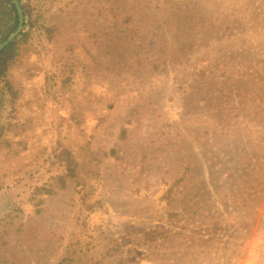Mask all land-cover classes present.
I'll use <instances>...</instances> for the list:
<instances>
[{
    "label": "rangeland",
    "instance_id": "obj_1",
    "mask_svg": "<svg viewBox=\"0 0 264 264\" xmlns=\"http://www.w3.org/2000/svg\"><path fill=\"white\" fill-rule=\"evenodd\" d=\"M47 4L0 84V264H264V0Z\"/></svg>",
    "mask_w": 264,
    "mask_h": 264
},
{
    "label": "trees",
    "instance_id": "obj_2",
    "mask_svg": "<svg viewBox=\"0 0 264 264\" xmlns=\"http://www.w3.org/2000/svg\"><path fill=\"white\" fill-rule=\"evenodd\" d=\"M48 1L49 0H38V2L34 7H29L24 5L22 0H18L22 14L24 16V21H25L24 29L26 28L27 25L32 29L33 28H37L38 30L42 29V31L48 35V38L51 39L53 30L45 28V23H46L45 17L48 12V9L46 7L48 5L47 4ZM17 26H18V16L12 0H0V44L6 42L10 38V36L15 32ZM26 37L27 34L20 33L16 38V40L12 42L7 48H5L0 53V84L1 81L3 82L4 79H6L8 68L17 57L18 42L20 40L25 39ZM208 70H210V65H207L206 67H202L201 70L199 71L198 77L202 80L205 79L207 77L206 74ZM108 107L111 108L112 105H108L107 108ZM223 127L224 126H222V129ZM121 130L122 131L120 132V135L127 137V130L125 129L124 130L121 129ZM110 153H113V151L110 150ZM183 179L184 178L181 177L167 184V189L164 190L161 200L165 201L168 207L172 205L171 203L174 201V195L177 194L178 190L180 189L178 188V185L181 183ZM63 185L64 184H62V186ZM222 190L224 189L222 188ZM48 193L53 194L54 192L48 191ZM235 208L236 205L234 204L233 209ZM243 208L247 209L248 206H245ZM179 209H180V213H177ZM234 212L237 211L234 210ZM184 213L185 210H182L180 206H178V210L176 208L173 211H170L167 214V218L169 222L168 226H173L182 229L183 221L180 220V215L181 214L184 215ZM218 214L219 211L218 209H216V215ZM246 221H247L246 219H242L238 216L232 217L231 220H223V219L215 220V218L213 217L212 223H214L215 225L214 227L218 226L219 229L218 230L212 229L210 230V232L213 233V238H216L214 237V234L216 233L226 235L228 233H231V231H232V236L236 237V235L238 234V230L242 227L240 222L246 223ZM229 223H232L234 225V226H230L231 227L230 229H228L230 225ZM159 229L160 227H158V230ZM156 234H157L156 232H150L146 235V238L155 239ZM84 252L85 250L82 248V244L76 242L68 248L66 256L64 257V259L60 264H84V262L87 263V261L82 259ZM107 262L108 261L106 255H102V254L97 255V258L94 259V264H106ZM110 264H125V260L122 257H119L115 261L110 262Z\"/></svg>",
    "mask_w": 264,
    "mask_h": 264
},
{
    "label": "water",
    "instance_id": "obj_3",
    "mask_svg": "<svg viewBox=\"0 0 264 264\" xmlns=\"http://www.w3.org/2000/svg\"><path fill=\"white\" fill-rule=\"evenodd\" d=\"M12 2H13V5H14V7L16 9V12H17L18 26H17L15 32L10 36V38L6 42L0 44V53L5 48H7L12 42H14L16 40L18 35L22 32V30L24 28V24H25L24 16L22 14L21 7H20V4H19L18 0H12Z\"/></svg>",
    "mask_w": 264,
    "mask_h": 264
}]
</instances>
